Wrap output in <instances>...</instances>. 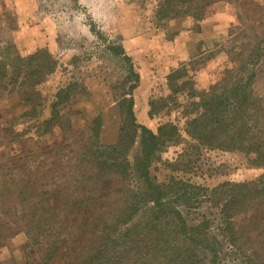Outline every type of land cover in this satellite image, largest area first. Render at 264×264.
Returning a JSON list of instances; mask_svg holds the SVG:
<instances>
[{"label": "trees", "instance_id": "1", "mask_svg": "<svg viewBox=\"0 0 264 264\" xmlns=\"http://www.w3.org/2000/svg\"><path fill=\"white\" fill-rule=\"evenodd\" d=\"M213 1L167 0L158 15L161 19L191 16L200 22ZM260 43L253 47L248 42L244 50L253 49L242 65L237 64V70H230L208 92L197 91L186 68L172 72L167 77L170 95L150 101V119L171 112L174 106L187 119L185 132L199 143L254 153L264 165V106L253 90L264 60ZM19 60L27 70L14 67L16 78L10 80L0 71V91L5 96L23 95L21 119L38 130L35 133L43 142L50 141L42 148L56 146L65 133L61 143L72 140L66 92L57 95L44 122L33 116L44 107L37 88L56 72L57 61L46 50ZM125 82L129 88L116 101L120 118L116 141L104 144L103 119L93 120L79 143L74 159L78 164L67 175L64 159L55 163L47 157L33 166L43 152L26 149L30 141H23L25 134L13 128L20 116L9 111V121L1 126L5 116L0 110V134L4 130L0 149L6 146L1 152L16 145L7 161L0 162V242L25 233L24 251L31 250L25 264H73L76 258L68 259L73 251L78 252L80 264H264L250 238L252 229L262 232L264 227V176L257 182H227L210 189L158 175L161 153L180 142L181 130L173 123H163L156 130L139 124L133 94L140 75L133 65ZM182 94L187 95L188 105L179 103ZM200 193L215 217L203 216L189 225L176 203L183 201L188 212L203 205ZM252 219L256 222L248 224ZM120 244L125 252L116 255L114 247ZM42 251L44 257L37 259Z\"/></svg>", "mask_w": 264, "mask_h": 264}, {"label": "rangeland", "instance_id": "2", "mask_svg": "<svg viewBox=\"0 0 264 264\" xmlns=\"http://www.w3.org/2000/svg\"><path fill=\"white\" fill-rule=\"evenodd\" d=\"M165 3L167 0H0V71L8 74V80L15 79L14 67L21 72L27 70L17 59L46 50L58 67L37 88L44 107L33 116L39 117L40 122L49 118L50 105L61 92H66L70 99L66 103V115L67 120H73L72 140L61 143L66 134L63 133L56 146L42 148L50 141L43 142V137L35 133L38 130H33L30 124L27 126L25 118L21 119L23 95L5 96L0 91V110L5 116L1 126L9 121L6 120L9 111L20 116L13 128L25 134L23 141H30L25 148L43 152L33 166L47 157L55 163L64 159L68 162L65 175L69 174L78 164L74 159L80 141L98 117L103 119L102 142L109 145L116 141L120 121L116 101L129 88L125 81L133 65L140 75V84L133 94L139 124L156 130L163 123H173L181 130L180 142L161 153L162 162L156 165L158 175H172L177 182L210 189L227 182H257L264 176V165L258 155L216 149L193 139L185 132L187 119L183 110L173 106L171 112L158 119L149 117L150 101L170 95L167 77L172 72L186 68L197 91L208 92L230 70H237V64L242 65L243 57L253 49L244 50L248 42L255 44L253 47L259 41L264 44V0H214L200 22L191 16L161 19L158 11ZM257 70L253 90L264 106V60ZM19 89L18 85L15 92ZM199 100L198 96L196 101ZM179 103L189 104L186 94L179 96ZM0 135L3 137L4 130ZM12 147L16 145L8 146L5 154L1 149L6 150V146L0 149L1 163L12 154ZM199 198L203 205L188 212L181 205L183 201L176 203L182 217L189 219V225L215 214L209 209L210 204L203 202L206 199L202 194ZM255 222L252 219L248 224ZM253 230L252 247L264 257V227L262 232ZM27 242L23 232L10 239L3 237L0 264H25L31 252L24 251ZM114 250L116 255L125 252L121 244ZM44 254L42 251L37 259ZM77 256L78 252L73 251L68 259L75 257L73 264H80Z\"/></svg>", "mask_w": 264, "mask_h": 264}]
</instances>
